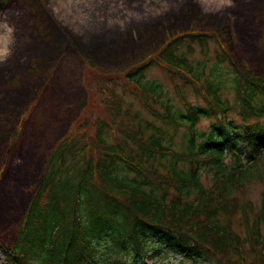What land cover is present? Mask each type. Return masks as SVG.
<instances>
[{
	"label": "trees",
	"instance_id": "1",
	"mask_svg": "<svg viewBox=\"0 0 264 264\" xmlns=\"http://www.w3.org/2000/svg\"><path fill=\"white\" fill-rule=\"evenodd\" d=\"M219 34L178 32L139 67L115 78L96 77L97 88L109 95L101 98L106 114L110 109L117 117L121 111L115 93L119 79L151 116L165 126L186 129V152L170 150L163 131L148 122L136 124L138 117L122 121L118 129L123 138L109 143L105 133L112 122L97 111L93 135H70L49 153L14 243L0 246L9 264H95L98 259L136 264L153 247L156 256L162 250L210 264H264V188L259 205L248 196L253 184L264 186V158L258 156L264 144V75L244 63L234 66ZM210 42L218 46L215 64L231 67L234 106L222 98L223 76L214 68L204 75L188 60L194 46L206 56ZM153 65L167 72L183 111L167 105L160 113L149 102L155 97L157 103L159 95L141 80ZM177 80L191 86L206 106L187 102ZM85 83L88 87L90 80ZM87 91L91 118L99 105ZM233 110L239 123L227 117ZM204 118L214 121L199 131L196 126ZM242 149L250 161L245 169L238 163ZM225 150L232 156L231 166L224 164ZM259 163L263 169H257ZM207 171L209 186L200 181Z\"/></svg>",
	"mask_w": 264,
	"mask_h": 264
},
{
	"label": "rangeland",
	"instance_id": "2",
	"mask_svg": "<svg viewBox=\"0 0 264 264\" xmlns=\"http://www.w3.org/2000/svg\"><path fill=\"white\" fill-rule=\"evenodd\" d=\"M233 3L234 7L219 14H205L197 0H0V21L6 18L16 30L13 55L0 64V244L11 245L15 241L49 153L70 135H93L97 111L112 122L111 130L105 133L109 143L123 138L118 129L122 121L138 117L136 124L148 122L163 131L170 150L186 152V129L165 126L151 116L119 79L115 93L121 111L117 117L110 115V109L106 114L101 98L109 95L97 88L98 75L115 78L139 67L178 32L214 30L221 31V43L234 66L244 63L250 71L264 75V0ZM208 47L204 56L194 46L195 52L187 56L188 60L204 75L214 68L217 76H223L222 98L234 106L232 75L228 73L231 67L228 63L215 64L217 43L210 42ZM141 81L155 87L158 103L152 98L149 102L160 113L167 105L183 111L164 69L157 65L149 67ZM176 83L187 102L206 106L191 86L180 80ZM87 89L92 92L96 107L99 105L91 118L86 109ZM227 117L240 122L236 110ZM213 121L204 118L196 128L206 130ZM146 134L150 136L151 131ZM224 163L231 164L229 155ZM262 163L258 170L263 169ZM200 181L211 185V173L201 172ZM263 188V184H253L248 191L255 205L260 203ZM99 245L103 248L104 242ZM159 257L143 258L136 264H210L162 250ZM108 263L100 259L95 262ZM0 264H7L1 252Z\"/></svg>",
	"mask_w": 264,
	"mask_h": 264
},
{
	"label": "clouds",
	"instance_id": "3",
	"mask_svg": "<svg viewBox=\"0 0 264 264\" xmlns=\"http://www.w3.org/2000/svg\"><path fill=\"white\" fill-rule=\"evenodd\" d=\"M205 14H219L234 7L233 0H197ZM15 26L5 18L0 21V64L6 63L13 55L16 44Z\"/></svg>",
	"mask_w": 264,
	"mask_h": 264
}]
</instances>
